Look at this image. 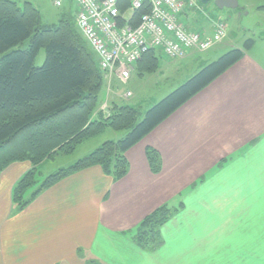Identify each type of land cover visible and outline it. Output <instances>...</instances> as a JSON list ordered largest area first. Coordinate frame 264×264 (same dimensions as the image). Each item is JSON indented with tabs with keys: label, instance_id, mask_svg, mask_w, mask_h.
<instances>
[{
	"label": "crops",
	"instance_id": "1",
	"mask_svg": "<svg viewBox=\"0 0 264 264\" xmlns=\"http://www.w3.org/2000/svg\"><path fill=\"white\" fill-rule=\"evenodd\" d=\"M238 1L234 14L244 15L249 9ZM199 12L188 10L179 22L210 33L220 19ZM255 45L127 152L122 180L95 166L20 211L13 188L32 166L5 169L0 264H264V62L249 54ZM191 55L165 59L180 63ZM150 148L161 157L159 174L150 170ZM162 206L172 215L160 228V244L145 249L134 239L137 229Z\"/></svg>",
	"mask_w": 264,
	"mask_h": 264
},
{
	"label": "trees",
	"instance_id": "2",
	"mask_svg": "<svg viewBox=\"0 0 264 264\" xmlns=\"http://www.w3.org/2000/svg\"><path fill=\"white\" fill-rule=\"evenodd\" d=\"M129 4L126 0L121 13ZM258 10L264 11V6ZM149 11L147 5L130 14V22L138 24ZM66 17L63 15L57 24H43L32 3L0 0V176L14 163L32 165L13 188V203L20 211L45 190L95 166L115 182L125 178L129 171L127 152L240 62L255 44L248 39L242 48H231L145 113L117 102H112L105 112L98 109L103 102L106 75L100 70L97 54L79 30L76 16L73 20ZM42 49L45 61L37 67L35 62ZM159 56L155 50L146 53L137 64V73L142 76L156 72ZM108 128L123 133V137L104 142L73 165L47 176L26 197L28 190L38 183L41 164L60 155H72L79 145ZM146 156L152 173L159 174V153L150 148ZM171 215L167 206L148 215L139 224L136 243L145 249L156 248L161 240L160 228Z\"/></svg>",
	"mask_w": 264,
	"mask_h": 264
},
{
	"label": "built area",
	"instance_id": "3",
	"mask_svg": "<svg viewBox=\"0 0 264 264\" xmlns=\"http://www.w3.org/2000/svg\"><path fill=\"white\" fill-rule=\"evenodd\" d=\"M76 23L83 37L97 54L100 70L126 84L139 61L151 50L168 60H181L193 52H206L227 36L225 23L218 21L206 31H188L180 22L186 11L198 7L197 0H73ZM60 8L63 0H53ZM150 7L138 24L130 14ZM126 23H121L122 21ZM134 24V25H133ZM130 97L131 93L128 92Z\"/></svg>",
	"mask_w": 264,
	"mask_h": 264
},
{
	"label": "rangeland",
	"instance_id": "4",
	"mask_svg": "<svg viewBox=\"0 0 264 264\" xmlns=\"http://www.w3.org/2000/svg\"><path fill=\"white\" fill-rule=\"evenodd\" d=\"M23 1L31 2L34 5L41 14L43 24H57L63 15L71 20L76 16V4L71 0H64L60 8L53 5V0ZM240 4L244 7L247 6L249 9L244 15H241V13L234 14L236 11L234 12L228 9L218 10L213 2L205 5L200 2V15L207 18V14H209L211 17L220 19L226 24L227 36L225 39L206 52H193L190 56L192 58L180 63H169L164 57L159 56V67L156 72L146 73L143 76L132 74L126 84L119 82L115 77H104V86L101 93L103 104L98 110H105L106 112L107 107L112 102H116L115 99H117V101L122 102V105L137 108L142 113H145L186 83L204 67L226 54L231 48H242L248 39L256 41L255 48L249 54L259 61L264 62V11L258 10L259 7L264 6V0H240ZM44 61L45 50L42 49L37 56L35 64L39 67L42 66ZM117 82L120 84H116ZM127 92H131L132 96L128 97ZM121 136H123L122 133L108 128L95 138L79 145L72 155H60L50 160L39 169L37 178L39 182L28 190L26 197L28 198L38 189L42 183L43 179L41 178L43 176H48L61 168H67L73 165L78 160L93 152L104 142L117 140Z\"/></svg>",
	"mask_w": 264,
	"mask_h": 264
},
{
	"label": "water",
	"instance_id": "5",
	"mask_svg": "<svg viewBox=\"0 0 264 264\" xmlns=\"http://www.w3.org/2000/svg\"><path fill=\"white\" fill-rule=\"evenodd\" d=\"M201 2L205 5L207 3L213 2L214 6L218 10H233L236 11L239 9V1L238 0H201Z\"/></svg>",
	"mask_w": 264,
	"mask_h": 264
}]
</instances>
